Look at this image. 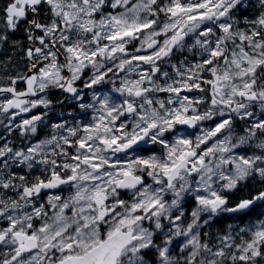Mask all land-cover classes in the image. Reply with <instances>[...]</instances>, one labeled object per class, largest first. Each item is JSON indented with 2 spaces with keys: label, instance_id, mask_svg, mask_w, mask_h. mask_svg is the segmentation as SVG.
Returning a JSON list of instances; mask_svg holds the SVG:
<instances>
[{
  "label": "snow or ice",
  "instance_id": "1",
  "mask_svg": "<svg viewBox=\"0 0 264 264\" xmlns=\"http://www.w3.org/2000/svg\"><path fill=\"white\" fill-rule=\"evenodd\" d=\"M0 264H264V0H0Z\"/></svg>",
  "mask_w": 264,
  "mask_h": 264
}]
</instances>
